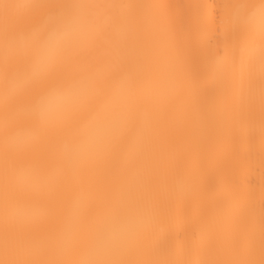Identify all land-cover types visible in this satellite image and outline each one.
<instances>
[{"label":"bare ground","instance_id":"bare-ground-1","mask_svg":"<svg viewBox=\"0 0 264 264\" xmlns=\"http://www.w3.org/2000/svg\"><path fill=\"white\" fill-rule=\"evenodd\" d=\"M76 2L38 0L22 15L24 0H0V264H264L261 0H96L117 5L114 26L37 72L32 29ZM83 74L96 79L83 103L41 114ZM109 109L119 119L106 146L71 165ZM69 113L47 152L73 172L53 192L33 167L29 125ZM146 208L154 227L90 255L101 233Z\"/></svg>","mask_w":264,"mask_h":264},{"label":"clouds","instance_id":"clouds-1","mask_svg":"<svg viewBox=\"0 0 264 264\" xmlns=\"http://www.w3.org/2000/svg\"><path fill=\"white\" fill-rule=\"evenodd\" d=\"M38 0H24L19 5L22 15L31 14ZM114 4L96 2V0H77L68 12H51L42 23L33 28L30 38L38 49L35 66L37 72H43L57 63L63 62L67 55L89 44L102 28L114 26L110 23L111 9ZM96 88V79L83 74L71 79L68 87L58 92L47 103L40 105L42 115L55 116L60 110L70 111L84 102ZM7 99V92L0 91V103ZM118 114L111 109L98 114L91 124L86 141L69 157V163L76 165L84 162L89 156L103 149L118 122ZM6 127V121L0 120V135ZM5 145L9 138L2 136ZM183 182L180 187L183 188ZM20 216L26 215L19 213ZM155 226V218L150 208L116 226L109 233H101L94 244L90 255L93 258L110 256L120 247L126 246L135 239L140 231Z\"/></svg>","mask_w":264,"mask_h":264},{"label":"snow or ice","instance_id":"snow-or-ice-1","mask_svg":"<svg viewBox=\"0 0 264 264\" xmlns=\"http://www.w3.org/2000/svg\"><path fill=\"white\" fill-rule=\"evenodd\" d=\"M261 5L264 7V0H261ZM115 23H118V21H115ZM70 115L71 113L66 114L65 117L55 122L33 120L29 125L39 137L37 142L30 148L32 153L40 155V159L33 162V167L43 173V183L46 189L53 192L60 188L71 176L73 167L59 159L50 158L47 148L49 141L57 135L58 129ZM45 207H49V205L45 203Z\"/></svg>","mask_w":264,"mask_h":264}]
</instances>
